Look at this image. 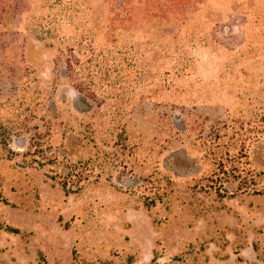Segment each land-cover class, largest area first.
Returning a JSON list of instances; mask_svg holds the SVG:
<instances>
[{
    "label": "rangeland",
    "instance_id": "obj_1",
    "mask_svg": "<svg viewBox=\"0 0 264 264\" xmlns=\"http://www.w3.org/2000/svg\"><path fill=\"white\" fill-rule=\"evenodd\" d=\"M211 20L213 40H245ZM185 42L189 81L164 105L140 77L129 106L77 94L31 34L0 35V264H264V49L227 83L226 59Z\"/></svg>",
    "mask_w": 264,
    "mask_h": 264
},
{
    "label": "trees",
    "instance_id": "obj_2",
    "mask_svg": "<svg viewBox=\"0 0 264 264\" xmlns=\"http://www.w3.org/2000/svg\"><path fill=\"white\" fill-rule=\"evenodd\" d=\"M92 2L104 7L98 18L82 0H0V27L4 29L0 35L31 34L35 40L56 49L58 58L64 59V77L77 94L94 100L95 92L100 90L103 99H117L119 105L129 106L133 95L126 96L123 91L127 86L134 90L140 85V77L148 99L159 97L164 105L168 98L166 90L189 81L194 63L190 51L182 45L185 41L192 45L197 40L210 53L226 59L227 83L237 81L238 67L258 59L264 49V0ZM215 16L232 22L223 30L230 42L238 39L233 27L239 22L246 36L237 48H227L208 36V28L217 30L219 26L218 21L211 20ZM142 43L147 45L141 47ZM140 59L148 60L144 67ZM167 59L171 60L170 70L164 67ZM159 69L167 74L161 80L162 89L154 86L158 77L150 71ZM76 93L69 96L74 98ZM107 114L112 115L110 110ZM0 128L9 133L11 125L2 121ZM32 138L41 140L42 133L33 134ZM7 230L16 232L11 227Z\"/></svg>",
    "mask_w": 264,
    "mask_h": 264
},
{
    "label": "water",
    "instance_id": "obj_3",
    "mask_svg": "<svg viewBox=\"0 0 264 264\" xmlns=\"http://www.w3.org/2000/svg\"><path fill=\"white\" fill-rule=\"evenodd\" d=\"M71 94L73 95V92H71Z\"/></svg>",
    "mask_w": 264,
    "mask_h": 264
}]
</instances>
